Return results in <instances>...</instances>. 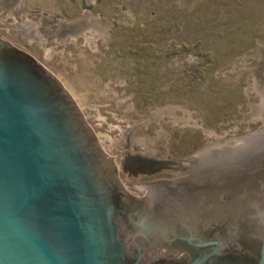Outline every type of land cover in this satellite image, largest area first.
<instances>
[{"label":"rangeland","instance_id":"1","mask_svg":"<svg viewBox=\"0 0 264 264\" xmlns=\"http://www.w3.org/2000/svg\"><path fill=\"white\" fill-rule=\"evenodd\" d=\"M0 25L60 80L132 195L264 127V0H0Z\"/></svg>","mask_w":264,"mask_h":264},{"label":"water","instance_id":"2","mask_svg":"<svg viewBox=\"0 0 264 264\" xmlns=\"http://www.w3.org/2000/svg\"><path fill=\"white\" fill-rule=\"evenodd\" d=\"M183 160V178L195 182L181 192L197 196L202 247L186 264H232L218 260L224 249L219 240L208 248L205 226L213 213L226 209L235 188L241 189L250 218L264 214V127L208 144ZM179 181L133 187L154 194ZM161 214L122 187L116 167L60 80L0 40V264H162L156 248H163L173 230ZM129 243L136 253L132 259ZM258 264H264V239Z\"/></svg>","mask_w":264,"mask_h":264},{"label":"flooded vegetation","instance_id":"3","mask_svg":"<svg viewBox=\"0 0 264 264\" xmlns=\"http://www.w3.org/2000/svg\"><path fill=\"white\" fill-rule=\"evenodd\" d=\"M1 27L0 25V28ZM0 40L8 42L11 46L20 49L24 53H28L24 49L17 47L9 40L3 38L1 35ZM160 180L181 181H179L180 183L178 185H170V189H162L154 194L148 190H138V194L130 195L140 203L147 202L155 210L160 208L162 213L160 215V220H162L165 225H172L171 230H173L174 233L168 231L171 233L167 232L169 235H167L165 241L162 242L163 248H156V252L159 253L156 254L158 258L157 262L162 264H186L202 249L199 242L201 224L195 212L196 210L194 209L196 203H198L196 201L197 196L185 195L181 192L185 186H189L190 183L193 184L195 179L187 177L173 180ZM240 190L239 188L231 190L236 193V197L235 195H231L232 197L234 196L233 198L228 197L225 200L226 209L212 214L211 221L205 226L206 238L203 240L205 243H211L208 247L210 250L216 247L215 243L218 240L224 245L222 254L218 256L219 261H227L232 264H258L260 247L264 239V214L262 213L261 216H257L256 219L250 218V211L245 205L244 198H242L244 195L241 193L238 194ZM232 206H234V208ZM191 207L193 209H191ZM155 219L157 223L159 217L156 215L152 217L151 220L155 223ZM119 220L121 222L126 221L121 215L119 216ZM139 221L141 220L135 216V222L138 224ZM154 226L153 228L157 229V225ZM136 227L145 232L148 231V229H153L152 227ZM128 230L133 234L132 228ZM129 244V255L132 259L135 258L136 253L134 245L132 243Z\"/></svg>","mask_w":264,"mask_h":264},{"label":"crops","instance_id":"4","mask_svg":"<svg viewBox=\"0 0 264 264\" xmlns=\"http://www.w3.org/2000/svg\"><path fill=\"white\" fill-rule=\"evenodd\" d=\"M28 29V28H27ZM27 29H24V30H27Z\"/></svg>","mask_w":264,"mask_h":264}]
</instances>
